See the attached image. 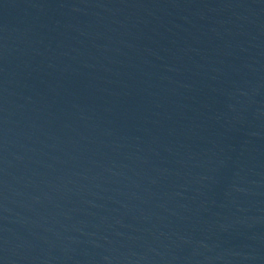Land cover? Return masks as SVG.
<instances>
[{
	"label": "water",
	"instance_id": "water-1",
	"mask_svg": "<svg viewBox=\"0 0 264 264\" xmlns=\"http://www.w3.org/2000/svg\"><path fill=\"white\" fill-rule=\"evenodd\" d=\"M0 90L32 264H264V0H0Z\"/></svg>",
	"mask_w": 264,
	"mask_h": 264
}]
</instances>
